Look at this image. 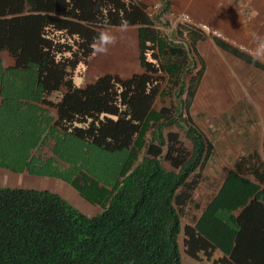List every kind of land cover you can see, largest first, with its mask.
<instances>
[{
    "label": "trees",
    "instance_id": "trees-1",
    "mask_svg": "<svg viewBox=\"0 0 264 264\" xmlns=\"http://www.w3.org/2000/svg\"><path fill=\"white\" fill-rule=\"evenodd\" d=\"M164 10L0 0V168L31 180L0 185V264H264L262 155L236 160L217 190L200 187L217 143L191 113L202 33L172 26ZM128 28L143 72L123 79ZM84 74L95 80L78 87ZM90 150L108 157L103 178L88 171ZM47 178L100 210L38 188Z\"/></svg>",
    "mask_w": 264,
    "mask_h": 264
},
{
    "label": "crops",
    "instance_id": "crops-1",
    "mask_svg": "<svg viewBox=\"0 0 264 264\" xmlns=\"http://www.w3.org/2000/svg\"><path fill=\"white\" fill-rule=\"evenodd\" d=\"M143 4L157 5L152 13L163 11L187 13L195 22L209 23L227 40L226 44L235 48L231 54L217 45L218 38L199 36L192 46L205 64V55L216 56L222 63L237 66L240 75L238 84L232 85L234 103L232 111H223L221 121L227 135H237L240 141L233 142L227 155L220 156L217 150L203 167L201 188L205 191L217 190L236 160L252 153L262 155L264 146V0H133ZM232 42V43H231ZM248 60V61H247ZM218 126V128H222ZM226 135V136H227ZM225 136L221 140L226 141ZM242 150H247L243 153ZM206 182V183H205ZM214 184V187L212 186ZM200 191H202L200 189Z\"/></svg>",
    "mask_w": 264,
    "mask_h": 264
},
{
    "label": "rangeland",
    "instance_id": "rangeland-1",
    "mask_svg": "<svg viewBox=\"0 0 264 264\" xmlns=\"http://www.w3.org/2000/svg\"><path fill=\"white\" fill-rule=\"evenodd\" d=\"M208 27H213L209 23H203ZM214 28V27H213ZM225 36V35H224ZM226 37V36H225ZM125 42L128 46V51L130 52V57H128L126 62L123 63H116L115 66L119 67V75L123 79L130 78L134 73H141L143 69L140 67L138 63V48L136 43V38L134 31H131L128 28L127 33L125 35ZM121 59V57H119ZM205 64L202 65L204 67L203 77L199 80L198 91L196 95V99L194 100V105L192 107L191 113L193 114V118L198 125V127L204 131L210 139H217V150L220 153V156L227 155L231 148L233 147V142L238 144L240 141L237 135H227L223 132H226L224 126L219 124L222 118L223 111H232L233 108L231 107L234 103V92L232 90V85L236 82L238 84V76H241V80L244 81L242 78V74L235 65H230L226 63H222L216 59V56L205 55ZM107 67H100L99 72L104 73L107 72ZM95 78L91 75H76L74 78V83L78 87H84L88 83L94 82ZM218 126H222V128H218ZM227 135V136H226ZM221 136H225L226 141L221 140ZM93 150L89 151V155L87 156L88 165H91L90 169H88L89 173L97 178H103L105 175V168L101 167L102 161L104 159H108L107 156L102 155L100 153V158H97L95 162V158H93ZM243 153H247V150H242ZM108 162V160H107ZM109 172V169L107 168ZM48 179V178H47ZM41 179L39 184L35 180V184L41 185L42 187L48 189H58V186H64L60 181H56L53 179ZM25 181L30 182L29 177L26 176ZM44 181V182H43ZM206 183V182H205ZM24 180L23 177L17 174L9 173L4 169L0 168V185L1 186H23ZM61 195V194H60ZM64 195V194H63ZM61 195V196H63ZM67 199V197L64 196ZM76 195L72 198L73 202L78 201ZM68 201H70L68 199ZM71 202V201H70ZM72 203V202H71ZM73 204V203H72ZM74 205V204H73ZM76 205V204H75ZM74 205V206H75ZM77 206V205H76ZM78 207V206H77ZM79 208V207H78ZM90 209V207L88 208ZM81 210V209H80ZM100 210V209H98ZM87 211V210H86ZM91 213V211H87ZM86 214V213H85ZM89 215V214H86ZM184 264H201L203 260L192 261L190 257L187 258L183 255ZM186 258V259H185ZM209 257L206 259L208 260ZM195 260V259H194ZM205 261V260H204ZM208 263V262H207ZM205 263V264H207ZM215 264V262H213ZM212 264V263H208ZM222 264V262L220 263ZM223 264H225L223 262Z\"/></svg>",
    "mask_w": 264,
    "mask_h": 264
},
{
    "label": "clouds",
    "instance_id": "clouds-1",
    "mask_svg": "<svg viewBox=\"0 0 264 264\" xmlns=\"http://www.w3.org/2000/svg\"><path fill=\"white\" fill-rule=\"evenodd\" d=\"M152 7H153V5H152ZM152 7H150L151 9H152ZM172 12V11H171ZM167 14L168 13H166V14H164L163 13V15H162V17H167ZM213 28V27H212ZM202 35H204V34H202ZM205 36V35H204ZM212 38H217V37H212ZM218 39H220L221 41H223V39H221V38H218ZM227 40V39H226ZM225 40V41H226ZM232 43V42H231ZM191 56L192 57H195L194 55H193V53L191 52ZM199 59H200V57L199 56H197V59H196V66H197V68H200L201 66H202V64L199 62ZM204 65V64H203ZM203 69H204V67H202ZM204 73V72H203ZM202 77H203V74H202ZM201 77V78H202ZM9 173H11V172H9ZM13 174H15V173H13ZM17 175H20V174H17ZM202 175H203V173H202ZM20 176H22V175H20ZM23 177V180H25V177L24 176H22ZM54 180V179H53ZM56 181V185L58 184L57 183V180H55ZM64 185V184H63ZM18 186V185H17ZM37 187L38 188H40V187H42L41 185H37ZM42 188H45V187H42ZM46 189H48V188H46ZM49 190H51V191H55V192H57V193H59V194H61V195H63V197L65 196V197H67V199L66 200H70L74 205H75V207H77L82 213H86V214H89V216L90 215H93V214H95L97 211H99L98 209V207L97 206H95V205H93V204H91V203H89V202H87V201H85L84 199H82L80 196H78L77 195V193H76V191L70 186V185H68V184H65L64 186H58V189L57 190H55V189H49ZM74 195H76L78 198H80V199H78V201H76V202H73V200H72V198H74ZM70 202V203H71ZM71 203V204H72ZM72 204V205H73ZM90 207V209H88ZM91 211V213H89V212H87V211ZM184 223H187L186 221H184ZM185 256V255H184ZM186 257V256H185ZM184 258V257H183ZM186 259V258H185ZM187 260V259H186ZM186 260H184L183 259V262L184 261H186ZM192 261H197V260H192ZM201 264H203L202 262H201Z\"/></svg>",
    "mask_w": 264,
    "mask_h": 264
},
{
    "label": "built area",
    "instance_id": "built-area-1",
    "mask_svg": "<svg viewBox=\"0 0 264 264\" xmlns=\"http://www.w3.org/2000/svg\"><path fill=\"white\" fill-rule=\"evenodd\" d=\"M157 8V5H154L152 7V10ZM168 19L172 23V26L182 24L186 27H190L196 31H200L202 34L208 37H217L221 38L223 40H226V38L220 34L216 29L212 27H208L204 25L203 23L195 22L187 13H178L175 14L174 12H169L167 14Z\"/></svg>",
    "mask_w": 264,
    "mask_h": 264
}]
</instances>
